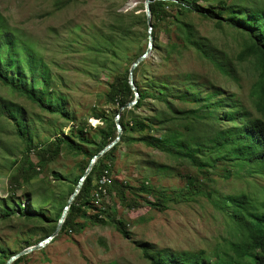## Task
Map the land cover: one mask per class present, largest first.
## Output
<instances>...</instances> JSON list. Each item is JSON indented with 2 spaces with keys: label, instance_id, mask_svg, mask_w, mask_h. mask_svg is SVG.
Returning <instances> with one entry per match:
<instances>
[{
  "label": "trees",
  "instance_id": "obj_1",
  "mask_svg": "<svg viewBox=\"0 0 264 264\" xmlns=\"http://www.w3.org/2000/svg\"><path fill=\"white\" fill-rule=\"evenodd\" d=\"M150 11L153 50L163 51L164 64H175L186 52L193 50L241 91L242 76L238 64L252 60L257 77L248 92L249 104L240 99L238 93L211 80L204 82L191 70L178 69L175 76L149 74V63L144 60L133 74L140 93L138 102L131 108L122 109L135 99L129 79L130 68L147 50L149 34L146 35L147 46L130 66L113 74L105 97L107 103L118 109L119 118L108 116L105 109H96L94 116L104 121L102 126L93 128L87 122L78 121L77 124L72 123L65 134L59 129L46 141L36 142L31 132L33 117L23 106L1 98L0 112L7 113L21 139L20 158L13 162V166L17 165V173L11 177V182L18 188L31 184L40 176L42 169L63 151L84 158L77 164V174L53 172L57 180L71 186L60 195L52 194L49 209L35 206L33 196L25 192L22 198L15 195L0 198V214L3 213L5 218L17 215L26 220L52 221L50 226L36 227L45 232L46 237L51 235L91 159L117 138L119 122L123 130L120 140L94 163L69 208L61 233H81L88 222L80 219L91 208L98 210L89 217L91 222L108 223L101 217L102 214L107 215V208L94 206V192L103 194L104 191L115 190L127 207L140 206L137 198H141L146 205L160 211L168 209L169 202L187 203L204 196L231 218L235 240L229 243L227 251L211 255L202 249L157 250L148 242L137 241L150 264H215L219 259H224L226 264H264V184H258L259 191L252 192L256 198L244 191L222 197L207 187L205 179L189 171L178 172L185 185L174 191L156 187L144 190L141 186L110 177L117 150L123 145L130 147L141 143L180 160L183 166L197 168L201 174L211 173L220 167L225 171L224 175L230 177L238 174L231 171L236 166L248 176L264 178V0H151ZM183 13L198 14L215 20L219 27L227 24L245 32L247 38L242 49L236 55L219 49L207 37L199 35L190 20L182 19L180 15ZM147 23L145 11L121 13L113 10L112 21L96 30L91 43L81 39L77 42L84 43L85 49L93 52L96 60L102 61L103 69H108L114 61H120V64L117 62L120 66L128 46L136 40L135 27L140 24L146 26ZM158 29H164L168 35L165 44L159 42ZM34 50L32 44L19 38L17 31L5 26L0 13V81L42 110L75 122V116L67 108V97L53 91L52 73L40 63ZM38 81L42 82L41 86L35 85ZM33 154L37 161L33 160ZM103 178L107 180L100 182ZM141 192L148 193L150 197L140 196ZM128 194H133V198ZM48 211H54V218L48 215ZM115 227L125 236L129 235L121 219H117ZM32 245L27 241L22 250ZM18 252L0 244V264H5ZM27 255L20 256L13 264H20Z\"/></svg>",
  "mask_w": 264,
  "mask_h": 264
},
{
  "label": "rangeland",
  "instance_id": "obj_2",
  "mask_svg": "<svg viewBox=\"0 0 264 264\" xmlns=\"http://www.w3.org/2000/svg\"><path fill=\"white\" fill-rule=\"evenodd\" d=\"M113 10L141 13L145 10V0H0V13L5 26L17 31L21 40L33 45L34 54L40 63L45 64L52 73L53 91L67 97V108L76 118L75 122H71L60 115L48 113L0 81V99L23 106L33 117L31 132L36 142L46 141L59 129L65 134L69 126L78 121L87 122L93 128L102 126L104 121L94 116L96 109L107 110L111 117L118 115V109L107 103L105 94L115 71L130 66L147 46L146 35H150L151 26L148 23L146 26L137 25L136 40L128 46L121 65L120 61H114L108 69L101 67L102 61L96 60V55L85 49L84 43L77 42L81 39L91 43L96 30L110 24ZM180 17L190 20L199 35L207 37L213 45L231 55H236L242 49L247 38V34L239 29L227 24L219 27L215 20L198 14L183 13ZM157 35L162 44L168 41L164 29H158ZM162 54L161 49H154L146 59L149 74L175 76L178 69L191 70L204 82L211 80L223 85L248 103L249 89L257 77L252 60L238 64L243 86L238 91L235 83L227 80L193 50L186 52L175 64H164ZM41 84L38 81L35 85ZM90 132L93 135V131ZM20 144L21 139L15 133L12 121L7 113L0 112V198H9L11 195L22 198L27 192L33 196L35 206L49 209L52 206V194L60 195L71 186L70 183L63 184L57 180L53 172L77 174V164L84 157L63 151L55 161L42 169L40 176L31 184L18 188L11 182V177L17 173V165L13 166V162L20 158ZM32 158L37 161L34 154ZM184 171L201 176L206 180L207 187L222 197L243 191L255 197L252 192H258V184H264V178L248 176L236 166L231 171L238 174L230 177L225 176V171L220 167L211 173L201 174L197 168L183 166L180 160L141 143L130 147L123 145L117 150L110 177L126 181L132 186H141L144 190L156 187L174 191L185 185L183 178L178 175V172ZM140 194L150 197L146 192ZM94 196V206L107 208V215H101L108 220L106 225L90 221L89 217L98 212L96 208H91L80 219L88 222L81 233L59 232L42 249L29 253L20 264H150L137 241L148 242L157 250L202 249L213 255L223 254L229 248V243L235 240L230 216L204 196L187 203L169 202V208L164 211L146 205L141 198H137L140 206L127 207L115 190H107L103 194L94 192ZM128 196L133 198L134 195ZM48 215L54 218V211H48ZM3 216L1 213L0 244L16 251L26 247L27 241L36 244L46 237L47 234L36 229L37 226H50L53 223L26 220L17 215L9 218ZM117 219L124 222L129 235L125 236L116 229ZM215 264L226 262L219 259Z\"/></svg>",
  "mask_w": 264,
  "mask_h": 264
},
{
  "label": "water",
  "instance_id": "obj_3",
  "mask_svg": "<svg viewBox=\"0 0 264 264\" xmlns=\"http://www.w3.org/2000/svg\"><path fill=\"white\" fill-rule=\"evenodd\" d=\"M150 2L151 0H145V14L147 16V20H148V24L152 27V14H151V11H150ZM150 27V32H151V28ZM152 50H153V37L150 33L149 35V46L147 48V50L145 51V53H143L141 56H139L131 65V68H130V75H129V79H130V84L132 85V88L135 92V99L132 100L131 102H128L124 107H122V109L124 108H131L132 106H134L137 102H138V99L140 97V93L138 91V88L136 87L135 83H134V70L135 68L141 63L143 62L144 60H146L150 54L152 53ZM119 118V116L117 115V119ZM122 127L120 125V123L118 122V136L117 138L112 141L110 144H108L106 147H104L99 153H97L96 155H94V157L91 159L85 173L83 174V176L81 177L79 183L77 184L75 190L73 191V193L70 195L68 201H67V204L65 205L64 207V210H63V213L58 221V224L55 228V230L53 231V233L51 235H48L47 237H45L43 240L39 241L38 243L32 245V246H29L21 251H19L17 254L11 256L5 264H12L17 258H19L20 256H23V255H26V254H29L33 251H36V250H40L42 249L45 245H47L54 237H56L59 232L61 231V228L65 222V219H66V216L68 214V211H69V208L70 206L72 205L75 197L77 196V194L80 192L81 188H82V185L86 179V177L89 175V173L91 172L92 168H93V165L94 163L96 162V160L98 158H100L105 152H107L109 149H111L119 140H120V137L122 135Z\"/></svg>",
  "mask_w": 264,
  "mask_h": 264
},
{
  "label": "built area",
  "instance_id": "obj_4",
  "mask_svg": "<svg viewBox=\"0 0 264 264\" xmlns=\"http://www.w3.org/2000/svg\"><path fill=\"white\" fill-rule=\"evenodd\" d=\"M107 179L106 178H103L100 182H105ZM105 192V191H104Z\"/></svg>",
  "mask_w": 264,
  "mask_h": 264
}]
</instances>
